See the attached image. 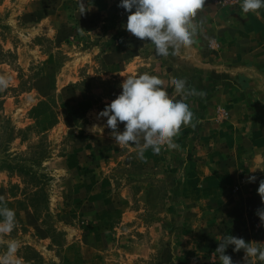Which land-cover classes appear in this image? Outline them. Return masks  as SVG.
<instances>
[{"label":"rangeland","instance_id":"1","mask_svg":"<svg viewBox=\"0 0 264 264\" xmlns=\"http://www.w3.org/2000/svg\"><path fill=\"white\" fill-rule=\"evenodd\" d=\"M82 2L81 15L80 0H0V75L11 78L0 92V137L12 127L8 153H43L34 169L46 176L55 228L19 206L25 182L0 169V196L17 220L7 238L20 242L22 264H30L26 246L38 252L36 264H221L213 252L217 237L228 235L264 247L257 215L264 164L259 153L246 154L244 140L229 147L220 135L228 118L220 93L239 83L237 69L252 51L264 50V8L244 14L242 0H205L194 21L196 43L162 57L125 30L129 13L120 0ZM145 72L161 78L174 99L181 97L173 78L206 96L187 98L194 126H182L179 149H148L141 160L136 145L115 143L99 113L125 78ZM210 97L217 98L212 109ZM41 100L51 102L50 125L49 117L30 114ZM233 247L225 254L246 264L244 250Z\"/></svg>","mask_w":264,"mask_h":264},{"label":"clouds","instance_id":"2","mask_svg":"<svg viewBox=\"0 0 264 264\" xmlns=\"http://www.w3.org/2000/svg\"><path fill=\"white\" fill-rule=\"evenodd\" d=\"M205 0H120L118 7L127 13L125 30L141 41H148L155 47L158 56L180 55L182 49H190L196 43L198 25L194 22L204 8ZM244 14L252 12L259 15L264 8V0H242ZM134 9V11H133ZM80 0V14L86 12ZM171 50V51H170ZM11 83L10 77L0 75V92ZM171 84L180 99L169 96L163 87L164 81L145 72L138 76H129L120 85L121 93L99 113L106 117V127L120 147L136 145L137 157L144 158L148 149L159 154L162 149H179L175 138L182 126H194V113L186 102L189 96L203 98L206 93L190 88L185 79L173 78ZM124 124V131H119V124ZM255 176H249L247 182L254 183ZM257 193L264 204V180L259 181ZM257 215L264 225V209H258ZM17 226L16 213L7 206L4 196H0V264H22L17 255L21 244L18 240L8 239ZM219 245L213 255L218 254L221 264H233L226 255L231 245L234 252L244 250L246 264L252 258L264 262V247L257 242H246L243 238L232 235L217 237Z\"/></svg>","mask_w":264,"mask_h":264},{"label":"crops","instance_id":"3","mask_svg":"<svg viewBox=\"0 0 264 264\" xmlns=\"http://www.w3.org/2000/svg\"><path fill=\"white\" fill-rule=\"evenodd\" d=\"M251 56L237 69L239 83L220 93L228 115L221 123L220 135L229 147L244 140L250 150L246 154L253 157L259 153L256 159L264 164V50L252 51ZM216 102V97H210L207 104L212 109Z\"/></svg>","mask_w":264,"mask_h":264},{"label":"trees","instance_id":"4","mask_svg":"<svg viewBox=\"0 0 264 264\" xmlns=\"http://www.w3.org/2000/svg\"><path fill=\"white\" fill-rule=\"evenodd\" d=\"M106 83L114 81H105ZM119 90L122 91L120 88ZM112 90L111 92H114ZM110 94L109 96H111ZM30 114L34 119H38L40 116L49 117L48 124H52L55 120V114L52 110L51 102L47 100L39 101L35 106L30 110ZM12 127H10L9 133L5 138L0 137V169H6L10 173H16L19 175L23 182L26 184V188L22 190L23 199L17 200L21 208L30 207L37 219L41 218V222L49 228L48 230L54 231L53 225L49 218L51 217L48 211V202H47V193L44 189L45 183V174L38 173L34 166H38L43 159V153L37 158H25L19 155H12L6 151V142L8 139H11ZM16 187V186H15ZM42 216V217H41ZM54 242V240H53ZM59 241H57V244ZM26 251H30L31 255L26 254L23 258L25 262L30 264H36L39 260V254L37 251L32 249L30 246L25 247ZM36 261V262H35Z\"/></svg>","mask_w":264,"mask_h":264}]
</instances>
